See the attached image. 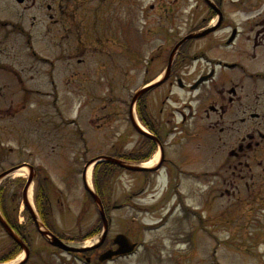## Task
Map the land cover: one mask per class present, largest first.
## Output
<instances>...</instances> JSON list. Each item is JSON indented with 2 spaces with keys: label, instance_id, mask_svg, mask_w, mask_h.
Listing matches in <instances>:
<instances>
[{
  "label": "flooded vegetation",
  "instance_id": "flooded-vegetation-1",
  "mask_svg": "<svg viewBox=\"0 0 264 264\" xmlns=\"http://www.w3.org/2000/svg\"><path fill=\"white\" fill-rule=\"evenodd\" d=\"M79 1H83L82 6ZM135 1L137 0H0V52L7 56L5 50L11 48L19 54L20 50L16 48L22 45L36 52L33 44L35 37L39 45L51 49L52 55L57 50L66 53L76 47L79 52V47H83L84 56L75 55L78 57L71 64L58 67L59 60L55 61L49 56L45 57V60L52 62L46 72L53 81L55 69L64 70L65 82L77 79L78 86L74 85L72 89L75 93L84 94L86 100L83 103L87 102L85 106L88 104L87 99H104L101 104L93 106V118L99 121L95 123L96 127L110 126L115 130L105 132L108 138L101 134L106 140L109 139L104 146L110 147L106 151L101 148L95 150L89 160L102 154H110L131 162H143L159 151L158 164L143 170L149 171L147 176L144 174L145 181L152 175L156 177L162 168L165 170L163 173L169 177L176 171V167L177 179L185 175L181 164L177 163L179 156L182 164L198 171L197 174L192 170L193 175L202 176L203 179L219 176L224 177V180L228 177L239 180V189L234 190L236 197L239 195V201L264 202V0H202V23L190 22V27L185 28L184 32L178 27L166 31L160 3L156 6V16L146 10L147 6L140 9L139 5H135L146 17L142 38L139 39L140 49L136 56L132 57L128 64L122 62L107 67L103 60L76 71L79 68L77 60L81 62L79 64H86L90 55L96 53H88V57L86 55L87 52L97 50L95 39H100L97 30H102L101 23L106 31H110L112 12L124 2L132 5ZM12 2L25 5V8L35 7L36 14L29 17V24L17 14L6 16L5 4ZM180 2L187 0H177V5ZM198 2L199 0H195L194 9L199 6ZM111 3L119 5L109 12L107 8ZM137 3H142V0ZM156 4L158 3H152L150 8H155ZM88 7L93 9L91 15L88 14ZM104 10L105 15H101ZM38 13L45 15L37 20ZM75 23L79 26L77 31L72 30ZM206 30L208 31L203 35L181 41L189 33ZM85 33L89 34L86 36ZM220 34L222 35L218 36ZM143 42L144 48L141 47ZM69 45L72 46L70 49ZM10 59L16 64L15 67L0 64V68L11 70L13 75L22 80V72L30 65H20L11 55L8 57V60ZM130 68L134 75L131 74ZM167 68L168 73L164 81L140 95H135L141 86L161 79ZM130 74L140 79V84L134 88H127L123 82ZM98 87H102L99 96ZM163 87L166 89L159 93L160 96L157 95ZM28 91V86H24L23 95ZM171 98V104H167ZM2 108L4 107L0 106V116H3ZM134 116L151 134H145L138 129ZM79 131L82 135V131ZM61 142L60 140V145ZM83 146L90 145L83 140ZM65 167L71 169L68 163H65ZM83 172L82 169L81 173ZM224 190L229 194L228 188ZM120 204L122 205L115 203V206ZM123 204L127 205L128 202ZM105 205L110 227L103 244L90 252H67L51 245L52 248H57L51 253L56 256L54 258L58 264L67 258L71 259L73 264L85 258L95 264H105L111 260L99 259L102 251L117 247L114 240H110L112 216L110 207L107 203ZM43 221L48 224L47 219ZM102 222L98 219L93 228L88 227L89 229L83 232L99 234ZM15 227L25 239L21 228L17 224ZM80 231L82 230L78 229V232ZM58 232L57 230L56 233L59 234ZM133 241L139 244L140 237L134 238ZM44 245L45 243L41 247L44 248ZM36 246H31V264H50L46 258L40 256L39 244ZM5 258V253L0 255V263Z\"/></svg>",
  "mask_w": 264,
  "mask_h": 264
},
{
  "label": "rangeland",
  "instance_id": "rangeland-1",
  "mask_svg": "<svg viewBox=\"0 0 264 264\" xmlns=\"http://www.w3.org/2000/svg\"><path fill=\"white\" fill-rule=\"evenodd\" d=\"M138 1L133 2L132 5L124 2L115 11H113L114 6L119 3L108 4L107 11H113L109 21L110 31H106L101 23L102 30H97L100 39H95L97 50L87 52L86 55L88 57V53H96L90 55L86 64H79L81 62L77 60L76 64L79 68L76 71L96 65L103 60L107 67H112L115 63L128 64L140 49L139 39L142 38L146 22V17L140 10L143 7L147 6L146 10L155 13L156 16V6L161 4V16H163L166 31H172L171 28L178 27L184 32L185 28L190 27V22L202 23L203 20L202 0H199V6L196 9L193 7L195 0L180 2L178 5L177 0H142V3H137ZM152 3L158 4L154 5L155 8H150ZM79 4L82 6L83 1H79ZM135 5H139L140 9ZM104 12L105 10L101 15H105ZM83 13L84 8L81 9L82 17ZM92 13L93 9L90 10L88 7V14ZM5 14L6 16L17 14L29 24L31 21L29 17L36 14V10L35 7L25 8V5L12 2L5 4ZM44 15V13H38L37 20ZM78 27L75 23L72 30L77 31ZM88 34L85 33L86 36ZM166 41L169 42V40ZM21 42L24 44L23 39ZM33 44L38 55L49 56L55 61L59 60L58 67L62 64H71L78 56H84L82 46L79 47V52L77 47L66 53L57 50L54 56L47 46L39 45L36 37ZM143 45L144 42L141 45L142 48H144ZM72 46L69 45V49ZM25 47L22 45L16 48L20 50L19 54L15 52V49L5 50L7 57L0 52L2 65L16 66L12 59L8 60L9 55L14 56L22 66L30 65L29 71L27 69L22 72V80L13 75L11 70L0 68V106L4 107L2 108L3 116H0V172L24 161L36 166L40 162L42 167L48 170L49 175L54 180L56 178L58 186L63 190L60 196L64 203L67 202L65 211L62 210L64 206H59V202L54 203L58 205L54 213L56 229L64 231L66 235H76L78 234L76 227L82 223L80 226L82 231L77 235L82 237L86 235L83 231L100 219V214L98 209L96 210V205L85 195L82 186V176L78 169L82 168L84 159H71L73 167L68 173L61 164L68 157H72L73 151L84 147L83 140L90 145V149L85 152L87 158L92 154L91 151L106 147L104 144L109 139H105V132L107 130L114 132L115 129L110 126L96 127L95 123L99 121L95 119V122L93 118V106L101 104L104 99H87L88 104L85 106L87 102L83 103L86 100L84 94L75 93L72 89L74 85L78 86L76 78H73L71 82H65L64 70L55 69L53 74H55L56 85L50 82L46 70L52 62L37 59L38 55L35 57ZM77 54L78 56H75ZM54 67L55 65L53 69ZM131 74L134 75L132 69ZM131 74L123 79L127 88H134L140 84V79L132 77ZM24 86L29 88L25 97L23 96ZM38 88H41V92L35 91ZM165 89V87L160 88L157 95ZM100 90L102 87H98V96L101 94ZM171 102L172 98L167 104ZM79 130L82 131V135ZM57 138H60L59 141L62 140L61 145ZM207 150L208 147H206ZM177 163L181 164L185 173L178 179H176V167L171 177L167 174L164 177L161 172L158 184H156V177L152 175L148 186L149 182L142 181L145 174L143 171L135 173L136 182V177L125 170L119 174L125 177L120 179L113 177L112 184L110 181L112 186L107 185L106 194H109L111 203L128 202L123 207L111 208L113 220L109 233L110 240L112 241L115 234L120 231L129 239L140 237L141 245L134 253L107 261L105 264H264V202L242 203L244 201L238 200L239 195L236 197L237 194H234V190L239 189V180H233L231 177L224 180V177L219 176L203 179L202 176L193 175L194 169L182 164L179 156H177ZM23 179L25 180V177L12 173L3 178L0 182L2 205L4 208H12L13 213L17 215V220L22 222V226L28 225V229L33 231L31 239L35 243L42 242L43 238L36 230L33 220L30 219V212L24 210ZM167 179H170V183L162 189V184H166ZM176 182L179 190L177 193L170 189L171 186L175 187ZM46 184L50 190V183L46 182ZM142 184H145V188H142ZM38 188L37 182L33 197L36 196L35 192ZM224 188L229 189V194L224 193L219 196L226 191ZM164 191L166 192L162 195ZM55 194L57 193H53L54 202H56ZM159 196L167 201L166 206L153 204L154 198ZM12 197H15L13 202ZM175 201L177 206L174 205ZM238 201L241 203H237ZM60 213H64V216L61 217ZM63 218L65 220H62ZM162 218L167 220L166 224L157 225V221ZM75 223L77 226H73ZM73 229L76 230L74 233ZM12 250H14L12 239L0 227V255L6 253V257H13L14 254L10 253ZM51 250H53L52 247L46 248V251H41L40 256L46 258L50 264H58L54 258L56 256L50 253ZM64 257L66 259L67 255ZM66 260H63L65 263L61 264H73L70 262L71 259ZM76 264H88V262L83 259L77 260Z\"/></svg>",
  "mask_w": 264,
  "mask_h": 264
},
{
  "label": "water",
  "instance_id": "water-1",
  "mask_svg": "<svg viewBox=\"0 0 264 264\" xmlns=\"http://www.w3.org/2000/svg\"><path fill=\"white\" fill-rule=\"evenodd\" d=\"M107 159L108 160H113L115 162H118V163H122L120 160H117L115 158H112L111 156H107ZM123 165H125L126 167L128 168H132V169H142V167L140 166H135V165H129V164H125V163H122ZM19 166H15V167H12L4 172H2L0 174V177L6 175L7 173L15 170L16 168H18ZM30 168H32V166H30ZM31 181V178L29 179L28 181V184L29 182ZM28 184L26 185L25 187V190H24V197H25V200H26V203L29 205L28 203V200H27V186ZM87 186V185H86ZM88 187V186H87ZM89 188V187H88ZM91 194L93 195L94 199L96 200V202L100 205V211H101V215H102V218L104 220V231H103V234L101 236H99V242L94 244L93 247L95 246H98L100 245V243H102L107 235V231H108V218L105 214V210L103 208V204H102V201H101V198L99 197V195L97 193H95L93 191V189H89ZM32 214L34 216V218H36V215L35 213L32 211ZM0 222L1 224L7 229V231L9 232V234L11 236H13L19 243H21V245L25 248L26 252L29 253V248L25 245V243L18 237V235L13 231V229L8 225V223L5 221V219L3 218V216L0 214ZM38 223V226H40V223L37 221ZM42 233L44 234H49L51 236L50 238V241L55 244V245H58L62 248H65L67 250H85V249H88L90 247H77V246H72V245H69V244H66L63 240H61L58 236H56L55 234H53L52 232L48 231V230H42ZM115 242H117L119 244L118 248L117 249H109L107 251H105L101 256L100 258L101 259H105L107 257H112L113 255L115 254H120V253H126V252H129L131 251L134 246H135V243L132 242L125 234L123 233H119L115 236Z\"/></svg>",
  "mask_w": 264,
  "mask_h": 264
},
{
  "label": "trees",
  "instance_id": "trees-1",
  "mask_svg": "<svg viewBox=\"0 0 264 264\" xmlns=\"http://www.w3.org/2000/svg\"><path fill=\"white\" fill-rule=\"evenodd\" d=\"M95 170H96L95 184H96L97 190L104 196V190L106 186L108 185L110 178H111V172H112L111 163L106 160L100 161L96 165ZM88 195L89 197H91L90 194ZM15 245L17 244L15 243Z\"/></svg>",
  "mask_w": 264,
  "mask_h": 264
},
{
  "label": "bare ground",
  "instance_id": "bare-ground-1",
  "mask_svg": "<svg viewBox=\"0 0 264 264\" xmlns=\"http://www.w3.org/2000/svg\"><path fill=\"white\" fill-rule=\"evenodd\" d=\"M158 156H159V152L156 153V155L154 156L153 159L147 161L146 164H147V165H151V164L154 163V161L158 158ZM90 171H91V167L89 168V176H90ZM27 172H28V170H27L26 167H21V168H19L18 170H16V171L14 172V174H17V175H19V174H21V175H25V174H27ZM31 192H32V189H31V186H30V187H29V198H30V200H31ZM31 201H32V200H31ZM90 242H91V240H87V243H90ZM24 254H25V252L22 251V252L19 254V256H18L17 259L23 258ZM118 259H119V258H118Z\"/></svg>",
  "mask_w": 264,
  "mask_h": 264
}]
</instances>
